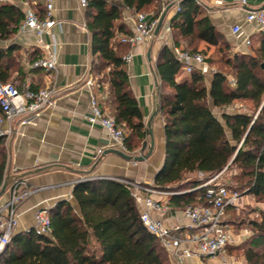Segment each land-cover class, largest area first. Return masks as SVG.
<instances>
[{"label":"trees","instance_id":"1","mask_svg":"<svg viewBox=\"0 0 264 264\" xmlns=\"http://www.w3.org/2000/svg\"><path fill=\"white\" fill-rule=\"evenodd\" d=\"M156 2L88 0L85 6L94 56L93 76L100 89L108 85L106 105L125 129L131 153L141 149L148 131L129 87L124 56L130 45L121 42L119 35L130 34L131 28L122 21L123 10L142 11ZM33 7L40 17L45 16L40 0ZM200 12L195 0H180L173 33L186 38L188 45L205 40L219 52L229 50L224 35L207 16L199 17ZM23 20L24 12L18 4L0 0V82L14 83L20 91L25 89V65L22 47L13 39ZM176 34L174 42L180 45ZM253 50L254 54L237 53L225 59L232 69L233 83L230 73L218 67L208 87L204 73L198 69L178 80L182 64L167 46L163 48L157 64L162 81L157 88V108L164 118L166 153L154 184L170 191L191 188L190 192L172 195L171 207L210 204L205 189L196 187L229 171L233 172L229 188L264 202V41ZM40 56L37 50L32 52L29 63ZM206 60L213 64L221 62L222 57L215 60L212 55ZM236 101H251L253 105L249 111L223 113V122L211 109V104L225 108ZM98 102L104 110V103ZM6 163V155L0 153V185L6 176ZM199 173L205 177L201 179ZM72 195L80 213L70 201H59L49 208L50 235L37 234L34 229L13 233L0 264H172L161 241L143 225L125 184L109 178L79 181L73 185ZM250 228L252 234L242 243L246 264H264V208L250 221Z\"/></svg>","mask_w":264,"mask_h":264},{"label":"crops","instance_id":"2","mask_svg":"<svg viewBox=\"0 0 264 264\" xmlns=\"http://www.w3.org/2000/svg\"><path fill=\"white\" fill-rule=\"evenodd\" d=\"M170 1V6L164 12L162 24L155 31L154 38L150 41H142L133 48L130 47L132 58L126 64L129 87L138 100L147 131V123L156 111L152 119L153 151L147 159L140 162L128 161L115 153H107L111 149L107 131L88 120L92 113L91 89L88 86V80L95 81L93 91L98 100L104 103V110L109 112V107L106 105L108 85L100 89L97 79L93 76L94 56L91 51V33L86 25V8L82 6L80 0H55L54 16L59 24L52 28V34L46 35L44 40L56 47L57 71L31 69L28 60L30 55L36 50L42 54L43 50L37 45L34 33L26 32L16 35L15 42L25 51L23 53L26 57L24 62L26 77L23 87L29 85L35 89H41L53 86L57 91L55 103L46 107L32 123L22 125L19 119H15L12 123L4 124V128L9 126L13 128V133L3 137L0 145V153H4L7 158L6 175L15 176L48 167L40 173L12 179L6 192L0 197V204L5 203L10 196V187L17 180L23 181L21 190H33L31 195L23 198L18 204V223L14 233L33 229L35 212L40 208H52L61 200L70 201L76 212L80 213L77 201L72 195L73 184L71 183L81 178L117 176L154 184L155 176L164 164L166 153L164 118L157 108V88L162 84L157 64L165 46L171 50L172 45H177L174 42L176 32L173 33L172 29H167L170 26L172 28L173 20L178 12L174 0ZM195 1L200 7L199 17L207 16L210 19L228 41L234 55L247 52L248 47L244 44L245 37H250L252 44L255 43L256 47L264 41V32L256 24L246 21L249 11L263 6L262 0H247V4H241L236 0ZM160 7L161 0H158L155 4L145 6L142 11L153 16L157 11L159 12ZM131 12L133 10L125 7L122 19L130 28H132L131 23L126 22L124 17ZM235 24L242 25L243 33L240 36L232 32ZM176 36L181 41L178 46L197 48L206 59L215 53L216 46L205 40H195L194 45H188L186 38L179 33ZM212 65L206 60L205 64L196 68L204 73L208 87L217 70ZM187 74L182 71L178 75V80ZM166 89L167 92H171L169 87ZM211 109L222 122L223 113L245 112L241 108L230 111L226 107H215L212 104ZM216 110L220 112L219 115ZM144 142H147V147L145 149L141 147L132 155H145L149 152L151 147L149 132ZM181 191L187 193L191 191V188ZM170 197L155 196L170 207V213L165 215L156 213V216L169 227L176 223L182 225L183 234L196 232V228L191 227V221L183 216V208L170 206ZM238 242L240 241H236L235 244ZM202 260H206V257L195 256L186 260L184 264H201ZM171 263L174 264L172 260Z\"/></svg>","mask_w":264,"mask_h":264},{"label":"built area","instance_id":"3","mask_svg":"<svg viewBox=\"0 0 264 264\" xmlns=\"http://www.w3.org/2000/svg\"><path fill=\"white\" fill-rule=\"evenodd\" d=\"M18 4L24 12V20L18 33L32 32L36 36L37 45L43 50L40 56L31 67L45 70L57 71L58 62L56 57V47L44 40L46 35L52 34V28L59 24L54 16L55 0H40L45 9V16L40 17L33 5L36 0H19ZM241 4H247V0H236ZM82 6H86L88 0H80ZM177 10H180V0H174ZM263 6L259 9L249 11L246 16L248 23L256 24L264 32V0ZM170 0H161V7L157 15L149 16L144 11L131 12L125 15L126 22L131 23V33L120 36V41L128 43L131 48L142 41H150L155 36L159 23L166 9L170 6ZM129 9V8H128ZM132 10V9H131ZM171 30V26L167 28ZM232 32L240 36L243 33L242 25L235 24ZM244 44L249 47L252 44L250 37H245ZM171 51L182 64L183 71L192 72L198 66L206 63V57L201 52L186 50L182 46L172 45ZM132 58L130 50L124 59L128 61ZM91 89L92 113L88 120L92 124L102 126L108 133L109 147L121 150L127 154H134L128 150L126 145V131L121 124L116 122L110 112L103 110L99 105L97 96L93 91L95 81L88 80ZM56 88L48 86L39 90H33L29 85L23 91L11 82H0V139L13 133L12 126L4 128L5 122L12 123L15 119L20 120V124L32 123L42 111L55 103ZM223 172L204 180L196 189L204 188L205 197L210 204L188 205L182 209L183 216L191 221V227L196 228L194 233H182L184 228L176 223L172 227L167 226L164 221L156 216V213H170L168 204H164L155 196H172L186 191L163 190L155 184L145 183L127 177H84L79 181H86L95 178H109L121 182L128 187L130 196L135 200L139 211L140 219L146 229L157 237L167 250L170 259L174 264H184L186 260L195 256H224L230 245L236 242V235L226 224L225 218L227 209L236 206L242 200L243 195L237 190L231 189L226 183L219 182L218 179ZM199 177H204L199 173ZM75 182V183H76ZM72 182L71 184H75ZM22 180H17L10 187L9 199L0 204V257L9 244L11 237L18 223V204L20 201L31 195L33 190H21ZM2 185H0L1 190ZM34 230L37 234L50 235L52 221L48 208H40L35 212Z\"/></svg>","mask_w":264,"mask_h":264},{"label":"rangeland","instance_id":"4","mask_svg":"<svg viewBox=\"0 0 264 264\" xmlns=\"http://www.w3.org/2000/svg\"><path fill=\"white\" fill-rule=\"evenodd\" d=\"M13 2L19 3V0H11ZM16 39V36L14 37V41ZM256 47V44L253 43L252 46L248 47L247 52L248 54H254L253 48ZM225 49V47H224ZM25 51H21V55L23 57V62H26V57L24 55ZM233 51L231 49L229 50H223L222 52H219L216 48L215 53L213 55V59H220L222 57V61L213 63V67L221 68L226 72L230 73V81L233 83L234 78L232 76V69L227 64H225V59L229 57H233ZM251 101H236L234 104L229 105L226 107V109H229L230 111H234L238 108H241L243 111H249L252 107ZM216 113L219 115L220 112L216 110ZM232 171L226 172L223 175H221L218 179L219 182L222 183H231V175ZM205 177V176H204ZM245 196L234 208H231L226 213V224L232 229L233 233L236 235V241L238 244H232L227 249V252L224 256H218V257H211V256H203L206 257V260H202L201 264H246V259L244 255V249H243V241L249 237V235L252 234V230L250 228V221L253 218H256L258 216L259 209L264 208V202L259 201L257 198L253 197L252 195H243Z\"/></svg>","mask_w":264,"mask_h":264},{"label":"water","instance_id":"5","mask_svg":"<svg viewBox=\"0 0 264 264\" xmlns=\"http://www.w3.org/2000/svg\"><path fill=\"white\" fill-rule=\"evenodd\" d=\"M161 24H162V21L159 23L158 29L160 28ZM155 114H156V111L154 112L153 116L150 118V120L147 123L148 132H149V134L151 136V147H150V150H149V152L147 154H145V155H132V154L124 153L121 150L114 149V148L109 149L107 151V153H115V154L123 157L124 159H126L128 161H134V162H140V161H143V160L147 159L152 154L153 146H154V137H153V131H152V119H153ZM146 147H147V142H144L142 148L145 149ZM47 169H48V167H42V168H38V169H34V170H31V171L22 173L20 175H15V176L6 175L5 178H4L1 190H0V197L6 192L8 186L10 184V181L12 179H14V178H22V177L30 175V174L40 173V172L45 171Z\"/></svg>","mask_w":264,"mask_h":264}]
</instances>
